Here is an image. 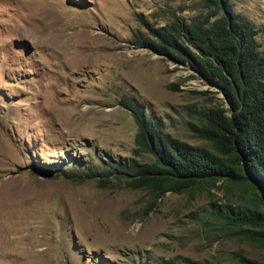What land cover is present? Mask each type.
I'll return each instance as SVG.
<instances>
[{
    "label": "rangeland",
    "instance_id": "rangeland-1",
    "mask_svg": "<svg viewBox=\"0 0 264 264\" xmlns=\"http://www.w3.org/2000/svg\"><path fill=\"white\" fill-rule=\"evenodd\" d=\"M229 1L264 47V0ZM174 12L189 21L207 10L202 0H0V264H242L237 253L264 264V238L212 214L259 206L251 185L201 180L159 196L103 173L152 159L127 98L212 148L188 106H221L220 87L132 43L142 20L165 25Z\"/></svg>",
    "mask_w": 264,
    "mask_h": 264
},
{
    "label": "trees",
    "instance_id": "trees-1",
    "mask_svg": "<svg viewBox=\"0 0 264 264\" xmlns=\"http://www.w3.org/2000/svg\"><path fill=\"white\" fill-rule=\"evenodd\" d=\"M202 5L207 12L189 21L176 12L165 25L142 20L146 32L135 33L132 43L189 64L197 73L194 76L220 87L225 97L221 106H188L189 125L212 148L174 136L161 118L127 98L122 105L137 121L136 144L152 159L146 163L125 159L103 173L127 176L135 187L150 188L159 196L182 192L201 180L251 185L259 206L217 207L212 214L240 233L264 238L263 231L259 235L242 229L264 230V47L257 38V24L235 12L229 0H202ZM237 257L242 264H263L241 253ZM139 264L174 263L163 259Z\"/></svg>",
    "mask_w": 264,
    "mask_h": 264
},
{
    "label": "water",
    "instance_id": "water-1",
    "mask_svg": "<svg viewBox=\"0 0 264 264\" xmlns=\"http://www.w3.org/2000/svg\"><path fill=\"white\" fill-rule=\"evenodd\" d=\"M159 54V53H158ZM219 88V87H218Z\"/></svg>",
    "mask_w": 264,
    "mask_h": 264
}]
</instances>
